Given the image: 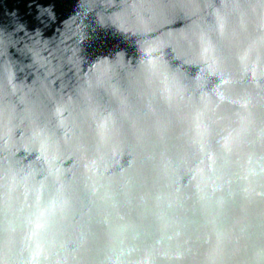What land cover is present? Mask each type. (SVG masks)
<instances>
[{
	"label": "water",
	"instance_id": "1",
	"mask_svg": "<svg viewBox=\"0 0 264 264\" xmlns=\"http://www.w3.org/2000/svg\"><path fill=\"white\" fill-rule=\"evenodd\" d=\"M0 264H264V0H0Z\"/></svg>",
	"mask_w": 264,
	"mask_h": 264
}]
</instances>
